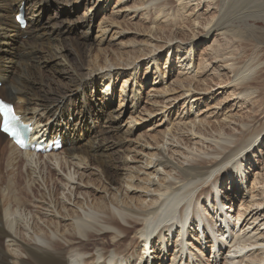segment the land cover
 <instances>
[{
    "label": "bare ground",
    "instance_id": "1",
    "mask_svg": "<svg viewBox=\"0 0 264 264\" xmlns=\"http://www.w3.org/2000/svg\"><path fill=\"white\" fill-rule=\"evenodd\" d=\"M74 1L0 0V97L16 105L38 137L64 141L61 150L41 155L20 150L0 132V163L7 167L0 171V264H205L201 227L215 264L219 258L223 264H264V161L254 152L264 144V114L255 107L248 120L239 114L260 102L264 61H236L220 43L264 48V36H256L264 34L258 25L264 0H116L98 24L97 55L87 40L96 5L107 1L97 0L73 19L76 4L91 0ZM202 2L215 9L205 24ZM24 3L28 24L21 28L15 15ZM52 4L59 13L66 10L61 20L45 17ZM214 31L204 48L208 57L196 61L193 36ZM160 49L176 51L172 89L148 95V108H142L140 61L145 74L154 67L157 72ZM211 59L222 64L214 67ZM224 70L231 74L227 80ZM107 78L100 100L87 92L88 84ZM122 80L119 108L111 109V82ZM229 87L231 110L208 102ZM176 88L177 97L164 105L163 95ZM179 100L195 109L189 124L182 123L187 135L158 133L167 124L164 110ZM253 156L262 164L257 170L245 166ZM226 177L232 182L224 189ZM15 179L24 186L16 187ZM94 239L92 252L81 248Z\"/></svg>",
    "mask_w": 264,
    "mask_h": 264
},
{
    "label": "rangeland",
    "instance_id": "2",
    "mask_svg": "<svg viewBox=\"0 0 264 264\" xmlns=\"http://www.w3.org/2000/svg\"><path fill=\"white\" fill-rule=\"evenodd\" d=\"M107 2H104V3H101V6L99 7L98 5H96L97 6V8H96V13L98 12V14L96 15V17L94 16V18H93V20H92V29H91V32H90V34H89V36H88V44L93 48V54H98V52L96 51L97 49V47H95L96 45H97V42H98V40H97V38H96V35H97V32H98V24H99V22L102 20V18L104 17V16H107V15H109L110 14V12L113 10V7H114V5L116 4V0H106ZM72 2H74V5H75V1L74 0H72ZM88 3V2H87ZM87 3H83V5H80V4H76V10H73V12H72V15H73V19H76V18H78V17H82L84 14H85V12H86V10L88 9H91V4L92 3H94V4H96L97 3V0H91L89 3H88V8L87 7H84ZM93 4V5H94ZM207 4H208V2L206 3V2H202V4L200 5V6H198V11L199 12H201L202 14V16L203 17H201V21L205 24L206 22H208L209 20H210V18H211V16L214 14V12H215V9H213L214 7L213 6H211V8L210 7H208L207 6ZM210 4V3H209ZM207 7V8H206ZM213 7V8H212ZM176 8V6L174 5V9ZM209 8V9H208ZM176 10V9H175ZM206 10V11H205ZM205 11V12H204ZM65 12H66V10L65 11H62L61 13H59V11H58V6H56V5H50V8L48 9V11L45 13V17H50V18H53V19H62L63 18V16L65 15ZM91 12H93V11H91ZM90 12V13H91ZM236 22H239V20H236ZM204 24H200V26H198V27H195V29H196V31L197 32H199V31H201L202 29H203V25ZM258 25H262V26H264V23H259ZM191 30H193V29H191ZM77 31H78V34L80 35L81 33H82V29L81 28H78L77 29ZM254 35V34H253ZM253 35H250V34H247V37H251V36H253ZM256 36L258 37V38H262L263 36H264V34L262 35V36H259V34H256ZM166 37V39H162V40H159L160 41V43H165V42H167L168 40H167V38H170L171 37V34H168L167 36H164V38ZM185 38V37H184ZM193 38H194V43H193V45L194 46H189V47H192V49H193V54H194V51H196V54H197V57H196V61H200V58H202L203 59V57L205 56V58H207L208 56H207V54H206V52H205V46L206 45H208L212 40H213V38H216V31H214V32H212V33H210L209 35H207V36H199V37H195V36H193ZM129 39V38H128ZM262 39H264V38H262ZM127 40V39H126ZM131 40V39H130ZM167 40V41H166ZM223 42H220V43H222V45H221V49H222V51L223 52H226L228 55H230V54H232V56H233V58H234V60H239V61H241L242 60V62H246V61H248V60H250V59H253V58H256V59H260V57L262 58V59H260L261 61L263 60L264 61V48H257V46H255V45H253V44H251V43H230V42H227V41H225V40H222ZM172 45H174V44H176V43H178L179 42V38H177V39H174L173 41H169ZM227 42V43H226ZM229 43V44H228ZM170 44V45H171ZM239 44H240V46H239ZM235 47V48H234ZM114 48H116V47H114ZM161 50V49H160ZM230 50H232V51H230ZM245 50V51H244ZM210 51V50H209ZM230 51V52H229ZM238 51V52H237ZM237 52V53H236ZM160 53V51H157V54H159ZM161 55H162V59H160L158 62H159V64H160V68H158V71L156 72V69H155V67L152 69V71L151 72H149L148 74H145V69L144 68H146L145 66H144V64L146 63V62H142V61H140V66H139V76H138V86H137V90L139 91V93H140V98L142 97L143 98V101H144V104H142V108H148V105L146 104V100H147V96L148 95H152V94H157V93H161L162 92V90H164V91H168V90H171L172 88H170L171 86H170V84H171V82H172V78L173 77H171V76H169L170 75V73H169V67H170V65L172 66V67H174L175 69L177 68V65H175V64H177L178 63V60H177V58H176V51H173V50H171L170 51V53H167V51H165V50H161ZM209 54H210V56H211V51L210 52H208ZM190 55L192 54L191 52L189 53ZM243 54V55H242ZM261 54V55H260ZM141 55H144V54H138V56H141ZM166 55H167V58H168V60H169V62H170V60L172 61V63H170V64H165V62H166V60L167 59H165L166 58ZM213 55H215V54H213ZM194 56H195V54H194ZM210 56H209V58H210ZM250 56V57H249ZM260 56V57H259ZM244 57V58H243ZM248 57V58H247ZM147 58V57H146ZM194 58V57H193ZM143 60V59H142ZM212 60V59H211ZM215 59H213L211 62H212V64L214 65V67L215 66H217V65H220V64H222V62H217V61H214ZM245 60V61H244ZM104 61V60H103ZM193 61H194V59H193ZM88 62V61H87ZM215 62V63H214ZM176 66V67H175ZM142 69V70H141ZM144 69V70H143ZM226 70H224V71H222V73H223V75H222V79L223 80H227V77L229 78L230 76H231V74L230 73H228L227 71V73L225 72ZM157 73V77H159V79H158V81L159 80H162V82H160V83H158V81H157V85H155V86H153L154 84H155V79H156V76L154 75V74H156ZM172 73H174V74H176V70H173L172 71ZM226 73V74H225ZM259 73H260V75H259V77H262L261 78V82H260V84H259V94L261 95L260 96V102H258V103H256V104H248L249 105V108H246V109H241V111H239L240 113V115L242 116L241 118L243 119V120H248L249 119V115H250V111L252 110V108H260L261 109V111L263 112V114H264V65H263V67H261L260 69H259ZM258 73V74H259ZM227 75H230V76H227ZM181 77H183V76H181ZM212 77H214V76H212ZM215 77H218L217 75L215 76ZM125 79V78H124ZM217 79V78H216ZM107 80H109L108 78L105 80V82H103V81H101L100 79H97L96 80V82H94V85H93V83H90V84H88V86H87V92L88 93H90L91 95L92 94H94V96L98 99V100H100V98L103 96V86H101L100 85V83H104L105 85L107 84ZM114 80V79H113ZM217 81H218V79H217ZM113 82L114 81H112L111 82V85H110V87H111V91H112V94L114 95V97H116V100H115V102L112 104V106H111V109H115V110H117L118 108H119V104H120V98H119V96H120V90H121V87H122V85H123V82H124V80H122V82L121 83H119L117 86H114L113 85ZM140 82V83H139ZM142 82H144L143 83V85L141 84ZM109 83V82H108ZM161 83H163V84H161ZM213 83V82H212ZM108 85V84H107ZM212 88H214L215 87V89L213 90L212 89V92H215L216 91V88H217V86H215V85H213V86H211ZM131 88H134V86L133 87H131ZM184 91V89L182 90V92ZM231 91V89H230V87L229 88H224V89H221V88H219V90H217V92H216V97H215V99H213L212 98V100H210V101H208L209 103H211V104H217V103H222L221 104V108H224V110L225 111H227V110H231V109H229V108H231L232 107V103L234 102L233 101V99H234V97H229L228 96V94H229V92ZM261 91V92H260ZM177 88L176 89H174V91H172V92H170V93H167V94H165V95H163V97H165V99L164 100H162L164 103V105H165V103H167V101H168V99H166V98H169V97H171V96H174V97H177ZM227 92V93H226ZM151 93V94H150ZM222 93H223V95H222ZM220 98H221V100L223 101H220ZM225 98H229V100H224ZM262 98V99H261ZM191 101H193V98H191L190 99ZM216 102V103H215ZM136 103V102H135ZM177 103V102H176ZM203 103H207V101L205 100V102H203ZM167 104H170V103H167ZM224 104V105H223ZM262 104V105H261ZM164 105H162V104H160L159 106H164ZM175 105V103H173L171 106H168V108H166L164 111L165 112H167L166 113V117H165V121H164V123L165 122H167V124L166 125H162L163 127H161V128H159L157 131H158V133H163L164 134V132L165 131H171V132H176L177 134H184V132H185V135H187V129L185 130V131H182L181 129H182V127H187V126H185V125H183L182 123H183V121H185V124H189V120L191 119V114L193 113V111H195V109H193V111L191 112V110L189 111V106H188V101H187V103L184 105V103H183V101L182 100H179L178 101V104L176 105V106H174ZM131 106H134L133 104H130L129 103V107L131 108ZM174 106V107H173ZM127 107H128V104H127ZM135 108H137L136 106H135ZM202 108H205V106H202ZM249 109H250V111H249ZM140 111H141V108L140 107H138V111L135 113L136 114V116L140 113ZM243 111V112H242ZM245 111V112H244ZM190 113V114H189ZM126 114V113H125ZM229 114H231V112L229 113ZM129 117V115H126V116H124V117H121V119H120V124L121 125H126V121L128 120L127 118ZM260 117V116H259ZM262 117V116H261ZM161 118V116L159 117V119ZM182 119V120H181ZM185 119V120H184ZM237 121H240V119L237 117V118H235ZM182 121V122H180V123H178L179 121ZM163 123V124H164ZM263 123V121L261 120L260 122H258L257 124H256V126H259V125H261ZM233 126H236L237 127V122H235L234 124H232ZM95 126H96V128H97V125L95 124ZM104 126V122L103 123H101V127H103ZM124 127V129L126 128V126H123ZM158 127V126H157ZM146 130V129H145ZM171 132H169V134L171 133ZM181 132V133H180ZM144 135L146 134V135H149L150 133H147V132H144L143 133ZM6 142H8V140L6 141ZM6 144V143H5ZM200 145H202V146H205V148H206V143L203 145V143H200ZM254 152H255V156H256V159L257 160H259V161H264V144L263 145H260L259 147H258V149H255L254 150ZM255 156H253V157H248V159H245V166L246 167H248V166H252V168H253V170H257V169H259V168H261V166H262V164H260L259 163V161H257L256 162V164H254V159H255ZM251 158V159H250ZM249 160V161H248ZM253 161V164L254 165H251V162ZM246 162H248V163H246ZM2 164V165H1ZM26 163H24L23 164V170H24V168L26 167V165H25ZM2 166V168H0V171H3V170H5L6 171V169H7V167H4V164L3 163H0V167ZM86 167V166H85ZM7 172V171H6ZM250 172H251V170H250ZM234 175L235 176H237V173H234ZM239 175V174H238ZM22 180L23 179H20L19 181H17L16 179H15V182H14V185L16 186V187H18L19 189H20V187H22V186H24V181L22 182ZM230 182H232V180L230 179V181H229V177H226V179H224L223 180V182H222V187L225 189L227 186H228V184H230ZM95 183H97V181L95 182ZM242 189H245V188H242ZM37 190V189H36ZM38 190H41V188H39ZM37 190V191H38ZM39 193V192H38ZM38 193H36L35 195H37ZM61 195H63V194H61ZM238 200H240V198L238 199ZM210 211H211V218H213L212 216H213V210L210 208L209 209ZM214 220H215V218H214ZM230 221L232 222V221H235V219L233 218V220L232 219H230ZM220 224V223H219ZM199 228H200V226H199ZM200 230H202V227L199 229V234H200V242H201V245H202V248H205L206 249V254L204 255V256H202L201 257V260H204V261H206L205 262V264H215V261H214V257H211V255H212V253H209L210 252V250H209V248H208V244H207V241H205V237H203V235L200 233ZM132 236H133V234H131ZM226 236L227 235H229V232H227L226 234H225ZM133 239H136L135 238V236H133L132 237ZM105 239V238H104ZM227 240H229L230 241V239H226V241ZM100 241H102V240H100ZM104 241V240H103ZM98 242V240L97 239H94V240H92L90 243H87L86 245H84V246H82L81 248L83 249V250H88V251H90V252H92L93 250H94V247H95V244ZM227 250V248L226 249H224L223 251L225 252ZM208 254V255H207ZM222 257H223V255H221ZM210 257V258H209ZM185 261H183V262H180L181 264H185L184 263ZM208 262V263H207ZM223 264V259L221 260L220 258H219V261H218V264Z\"/></svg>",
    "mask_w": 264,
    "mask_h": 264
},
{
    "label": "snow or ice",
    "instance_id": "3",
    "mask_svg": "<svg viewBox=\"0 0 264 264\" xmlns=\"http://www.w3.org/2000/svg\"><path fill=\"white\" fill-rule=\"evenodd\" d=\"M5 131H9V129L6 127V128H5Z\"/></svg>",
    "mask_w": 264,
    "mask_h": 264
}]
</instances>
